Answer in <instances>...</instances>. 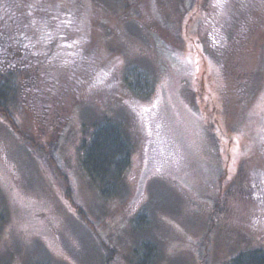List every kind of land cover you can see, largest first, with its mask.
Returning a JSON list of instances; mask_svg holds the SVG:
<instances>
[{
	"label": "rangeland",
	"instance_id": "1",
	"mask_svg": "<svg viewBox=\"0 0 264 264\" xmlns=\"http://www.w3.org/2000/svg\"><path fill=\"white\" fill-rule=\"evenodd\" d=\"M131 1L130 12L119 0H98L101 7L86 10L94 18L85 40L86 76L101 73L102 79L98 76V88L90 81L77 84L75 95L85 94L84 103L77 107L72 101L64 117L72 112L78 122L92 110L88 116L108 110L133 143L132 163L116 188L103 193L82 170L81 137L73 135L79 125H68L70 186L87 220L0 118V264H107L100 239L119 251L109 264H134L127 256L137 237L156 244L153 264H202L198 243L210 216L226 204L209 228L212 255L206 264L264 249V0L256 8L250 2L249 12L221 7L228 5L223 0L197 1L199 11L194 5L191 11L192 0ZM37 6L41 9L43 0ZM234 13L254 27L242 49L236 45L238 30L228 37L224 29ZM101 20L120 38L118 49L99 42L100 32L109 31L98 26ZM217 37L223 48L228 44L225 55L219 45L215 49ZM134 66L149 76L148 91L137 83L132 90L124 86L123 80L131 83L126 71ZM241 78L247 87H240ZM82 86L94 91L82 93ZM215 195L221 198L216 203ZM141 210L143 229L136 222Z\"/></svg>",
	"mask_w": 264,
	"mask_h": 264
},
{
	"label": "trees",
	"instance_id": "2",
	"mask_svg": "<svg viewBox=\"0 0 264 264\" xmlns=\"http://www.w3.org/2000/svg\"><path fill=\"white\" fill-rule=\"evenodd\" d=\"M40 1L0 0V118L14 136L29 151L34 152L45 171L61 183L63 193L70 205L86 217L79 207L80 203L74 188L70 186L71 180L65 158L64 141L68 135V125H79L73 135L81 137L78 152L81 155L82 170L88 182L92 184L96 181L103 193H108L111 188L115 189L117 180L131 165L133 143L106 108V112L98 111L94 116H88L92 114L93 110L90 114H83V121L73 120L72 112L64 117L68 104H71L72 101L77 107H81L84 103L82 96L85 94L75 95L80 93L77 84L81 85L80 83L90 81L88 85L94 84L97 87L96 85L101 81L100 77L102 79V76L99 75L101 73H96L93 77H90L91 74L86 76V73L90 72V58H87L85 46V40L89 35L87 28L91 25L89 22L94 20L87 15L86 10L91 6L101 7L100 2L98 0H70V2L63 1L62 4L58 0H43V7L40 9L37 6ZM119 1L123 8L125 5L124 11L133 10L134 3L131 0ZM197 1L200 0H192L191 11H193V5L198 8V11L200 10L201 7ZM223 1L228 5L219 4L221 7L233 5L238 9L246 8L249 12L252 9L250 2H256L254 7L256 8L260 0ZM93 4L96 5L93 6ZM236 8L235 12H237ZM256 12L260 13L259 10ZM229 16V21L224 29L228 37L238 30L236 45L237 48L241 47L242 49L241 45L248 43V37L246 42L248 29L251 33L254 27L246 25V19L238 18L236 13ZM226 21L225 19L221 23ZM97 24L103 29L109 28V31L100 32L98 36L102 46L109 47L111 50L118 49L120 38L118 36L115 38L108 23L101 20L97 21ZM211 26L212 30L216 29L212 24ZM230 40L232 41V38ZM214 43L215 49L219 45L218 50L222 51L224 55L227 53L225 51H227L228 44H225L224 49L221 46L224 42L218 37ZM213 53L215 56L217 55L216 50L215 52L212 50L210 55ZM234 69L235 74L241 77L243 72ZM77 70L82 71L81 75L77 73ZM126 72V78H129L131 83L127 85L123 80L125 87L132 90L133 83H137L140 90L144 92L149 90L150 87L146 84L149 76L143 75V72L136 66L128 68ZM65 77L67 78L65 79ZM73 78L75 84L70 85V80ZM243 79H239L240 87H247L249 82L242 81ZM61 80L63 82H60ZM82 87L86 89L82 93L87 94L94 91L92 87ZM92 106L94 109L95 106ZM58 110L60 111L58 112ZM47 129L51 131L48 133L49 139L45 138ZM217 169L219 170V168ZM243 169L242 166L240 175L244 172ZM222 171L224 172V170ZM219 192L220 190H218ZM69 193L73 197L68 195ZM214 198L215 203L217 198L221 199L217 195ZM218 205L215 206V209L218 208ZM227 205L220 206L218 211L210 216V225L201 241L203 244L198 243L199 250L202 252L200 253V263L202 264H206L207 256L211 257L212 255L208 241V236L211 234H209V228L215 218L219 216L220 210L228 209ZM1 215L0 222L3 221L4 214L1 213ZM86 219L89 220L87 217ZM136 222L140 225V229L146 227L144 226L146 224L144 211L141 210L137 213ZM137 238L136 246L127 258L134 264H153L156 259V253H154L157 248L156 244L146 237ZM100 244L107 255V264L115 263L114 260L119 254L118 249L116 247H114L115 250L112 249L109 243L102 242L101 239ZM221 264H264V249L256 248L234 252L230 260Z\"/></svg>",
	"mask_w": 264,
	"mask_h": 264
}]
</instances>
